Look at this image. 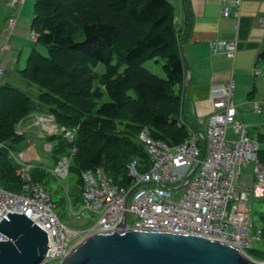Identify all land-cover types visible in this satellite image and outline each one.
<instances>
[{
  "label": "built area",
  "instance_id": "built-area-1",
  "mask_svg": "<svg viewBox=\"0 0 264 264\" xmlns=\"http://www.w3.org/2000/svg\"><path fill=\"white\" fill-rule=\"evenodd\" d=\"M25 1L11 0L9 5L20 7ZM241 2L233 0L223 9V16L229 17L233 7L239 14ZM17 20L14 16L8 17L10 32L14 31ZM260 24L264 28V16ZM237 27L236 24L235 31ZM176 32L179 36V25ZM33 37L35 39V32ZM6 40H10V34ZM4 48H10V44L7 42ZM236 48V32L230 38H218L211 43L213 52L228 56H233ZM255 73L260 74L261 69H255ZM2 74L0 69V76ZM234 92L233 78L213 86L212 109L201 120L203 130L191 125L182 114L179 122L186 126L189 135L177 144L154 138L148 129L141 131L139 140L148 160L141 162L133 158L128 161L129 185L116 181L103 167L85 169L81 174V209L71 211L81 220L85 218V210L94 217V220L87 217L89 224L83 230L71 228L61 220L51 192L42 184L34 183L29 173L34 163L27 148L37 140L28 136V132L36 128L37 136L42 139L57 134L55 116L37 113L34 119H20L14 132L17 136H27V146L14 152L9 143L0 142V149L7 150L15 160L23 190L13 192L0 183V220L8 212L23 213L46 231L48 249L42 264H60L84 237L116 229L125 214L127 228L202 235L234 245L244 254L249 253L248 249L264 237V225H254L251 218L252 200L264 195V165L258 159V141L237 118ZM255 108L258 113L263 111L259 104ZM230 128L238 135L237 139L228 136ZM71 134V131L66 133ZM45 140V148L51 151L52 143ZM251 163L254 164L251 184L244 187L239 180L240 174L242 168ZM69 167V159L63 157L54 173L60 178L68 177ZM181 188L182 197L173 200V193ZM68 200L73 208L69 196ZM4 239L0 233V241Z\"/></svg>",
  "mask_w": 264,
  "mask_h": 264
},
{
  "label": "rangeland",
  "instance_id": "rangeland-1",
  "mask_svg": "<svg viewBox=\"0 0 264 264\" xmlns=\"http://www.w3.org/2000/svg\"><path fill=\"white\" fill-rule=\"evenodd\" d=\"M10 1L11 0H0V69L3 70V74L0 76V87H12L19 91H23L19 95L18 92H11L6 89L11 97L10 107L15 105V109L11 110L12 113H15L16 108L22 102L28 107L37 104L40 109L36 111H43L33 112L21 119H34L33 116L37 113H49L55 116L58 124V133L47 135V138H45L52 143L51 151L45 148V139L37 136L38 131L36 128L28 132V136H33L37 140L34 145L42 160L32 161L34 166L29 173L34 183L44 185L46 189L51 192L55 203V210L59 214L61 220L71 228L83 230L87 228L89 223L86 220L87 217L91 218V214L85 210V218L82 220L73 216L71 212L72 209L74 211H79L81 206L77 204L71 208L67 195L74 196V198H72L74 204L76 199L75 195H77L78 189L80 188V171L87 164L86 159L88 156L98 150H102L104 154L110 156L116 153H119V156L123 155L124 152H122L120 145L128 140L140 145L139 135L144 129H148L150 133L154 135L161 134L173 140L186 137L188 132H179L175 123L173 125L168 124L158 128L155 127L149 119H141V116L136 114V109L131 106V101L133 99L136 100L138 95L133 86L130 85L128 86L125 99L126 103L121 109V113L115 119L116 133L117 136L119 135V137H121L118 141L119 144L103 146L102 144L93 143L91 140L87 139L85 141L86 144L80 147L78 144V138L81 137L80 123L83 120L90 121V119H84L89 117L90 111L96 110L101 103L111 100L114 79L122 75L125 70L133 74L138 67L141 69V64L160 78L166 79V74L163 70V60L160 58H151L143 62H141V60L136 63L124 62L125 48L131 36L130 32H134L133 38L131 39L134 40L137 39L138 36H141V33L146 31L147 28L134 25L125 13L113 12L111 13V17L119 24L122 33L125 34L127 32L125 37L122 36L119 38L117 45L110 52L112 56L111 65H113V67L103 62L92 59L89 60L78 53L64 52L57 49L58 58L54 64L46 62L44 65V72H39L36 76L32 75L33 71L30 67L29 72L24 77L23 70L27 67L28 58L32 49L34 48L36 52H40L43 55L47 54L48 49L41 41H36L38 39L37 33H35V39L33 37L34 31L32 21L35 13L34 0H26L23 6H17L18 8L11 7L9 5ZM55 4V7H49L51 14L49 19L55 21L60 17H64V19H67L69 23L68 26L72 30L74 27L81 25L88 17L89 13L96 12L97 15H101L103 11H105V6L100 0H62V2L61 0H55ZM10 15L18 18L13 32H10L6 23ZM46 26L47 21L41 19L40 27L44 30ZM9 34L10 40L7 41L6 36ZM7 42L11 45L10 48H4ZM188 84L187 78L182 83L173 86L166 83L167 91L173 96L180 97V108L175 113L169 115H175L174 117L182 116V111H185V107L187 106H185L184 98ZM237 91L238 94H236L235 99H233L237 109V118L243 117L242 120L249 135L259 142L261 149H264V139H262V136L264 137V111L258 113L255 108L256 104L261 105V103H264V97L257 94L256 99H254L251 104L239 105L241 103L238 97L239 90ZM54 93L59 97V101L56 103H52V94ZM49 94L51 95V99L47 97ZM247 95H245L243 99L250 103L252 99ZM83 99H85V103L83 101L80 102ZM60 102L63 104L67 103L68 105L62 107V105H59ZM10 107L5 108L4 106L2 112L5 114L6 111L10 110ZM162 107L169 110L172 109L174 105L165 103ZM187 110L189 111L191 108L188 109L187 106L186 113ZM60 112L74 119H63ZM56 116L58 119L63 120H57ZM170 118L172 117L170 116ZM76 119H78V124L74 123ZM186 120L197 129L203 130L202 119ZM11 121L12 124L9 128L0 125V142L9 141V132H11L12 129L15 131L17 122L14 124L13 119ZM67 131H71L72 134L66 135ZM228 136L233 139L238 138V135L234 134L231 128L228 131ZM25 139L27 141V136ZM64 139L70 142V144L65 147L62 146ZM26 141H22V143L19 142L20 144L15 141L13 144L14 146L10 148L14 152H17L19 145L23 144L27 146ZM124 149L126 148L124 147ZM8 156L15 163V160L9 152ZM63 157H67L70 164L73 166L76 165L77 167L70 169L68 177L60 178L54 173V169ZM120 158L121 157H118V160H121ZM253 173V163L242 168L239 179L242 186L248 187L251 184ZM0 183L2 187H6L12 191L21 192V190H23V186L22 189H20L22 181L17 175V166L14 173H11L7 169V165L2 156H0ZM182 194L183 189L181 188L173 193L172 199L179 200ZM263 212L264 197L259 196L251 202V218L254 225L261 223L260 215ZM91 219L94 220V217ZM83 233L84 231L81 232V234ZM254 248L260 250L251 253ZM252 249H248L249 253L246 255L255 261L264 262V237L258 242H255Z\"/></svg>",
  "mask_w": 264,
  "mask_h": 264
},
{
  "label": "trees",
  "instance_id": "trees-1",
  "mask_svg": "<svg viewBox=\"0 0 264 264\" xmlns=\"http://www.w3.org/2000/svg\"><path fill=\"white\" fill-rule=\"evenodd\" d=\"M100 2L104 4L105 11H103L101 15H97L96 12L89 13L84 22L81 25L74 27L72 30L69 28V23L64 17H60L55 21L49 19V16L51 15L49 7L56 6L55 0H34L35 13L32 21L33 31L38 34V39L36 41H41L45 44L48 52L46 55H43L40 52H36L34 48L32 49L28 58L27 67L23 70L24 77L29 72L30 67L33 71L32 75L36 76L39 72H44V65L46 62L54 64L58 58L57 49L64 52L78 53L89 60L92 59L103 62L110 66L112 63L110 52L117 45L119 38L122 36L125 37V34H127V32L125 34L122 33L119 24L113 17H111V13H125L134 25L147 28V30L143 31L144 33L142 32L141 36H138V38L134 40H131L134 32H130L131 36L128 39L125 48L124 62L136 63L140 60L143 62L151 58H160L163 60V70L166 74V79L160 78L146 69L142 64L141 69L138 67L136 71L134 70L135 72L133 74L125 70L122 75L114 79L111 100L101 103L96 110L90 111L89 117L84 118L90 119V121L83 120L80 123L81 137L78 138V144L80 147L82 145L84 146L87 139L91 140L93 143L102 144L103 146L119 144L118 141L121 137H119V135L117 136L115 119L121 113V109L126 103L125 99L128 86L130 85L133 86L138 95L136 100L133 99L131 101V106L136 109V114L141 116V119H149L153 125L158 128L168 124L173 125L175 123L179 132H188L186 126L179 122L180 116L174 117L175 115H169L175 113L180 108V97L173 96L169 93L166 89V83L171 86L180 84L186 79L187 75L184 60L179 52V37L176 32V26L174 25L173 7L170 1L100 0ZM41 19L47 21V26L44 30L40 27ZM261 55L264 58V51L261 52ZM111 66L113 67V65ZM6 89L11 92H18L19 95L23 92L12 87H0L1 126L9 128L12 124V119L15 124L21 118L26 117L33 112H43L41 110L36 111L40 109L37 104L28 107L22 102L16 108L15 113H12L11 110L15 109V105L10 107L9 104L11 103V97ZM50 96V94L47 95L49 99H51ZM52 97V103L59 101L57 94H52ZM82 101L85 103V99L80 102ZM165 103H171L174 107L166 110L162 107ZM59 105L64 107L68 104L60 102ZM4 106L5 108L10 107V110L6 111L5 114L2 112ZM61 115L63 119H74L68 117L63 112ZM170 116L172 118H170ZM63 119H58L57 117V120L59 121ZM74 123L78 124V119H76ZM9 133V141L7 142L10 147L14 146L13 144L15 141L18 143L26 141V136L15 135L14 129ZM151 135L156 139H163L167 143L174 145L188 137L189 133L186 134V137L179 140L169 139L161 134L154 135L151 133ZM262 139H264L263 136ZM68 144H70V142L64 139L62 146L65 147ZM139 144L140 145H137L129 140L124 142L120 145L124 154L120 156L118 155L119 153L111 156L106 155L102 150H98L88 156L86 159L87 164L80 171V188L78 189L77 195H75L76 199L74 204V200L72 199L74 196L67 195V198L69 196L72 200V205H80L82 185L81 174L87 168L103 167L116 181L124 185H129L131 180L127 176L126 169L128 161L133 158H137L141 162H146L148 160V154L144 145L140 141ZM25 146L26 145L21 144L17 149H22ZM124 147L126 149H124ZM0 156L3 157L7 169L11 173H14L16 164L8 156V151L0 149ZM118 157H121V160H118ZM258 159L262 164L264 163V149L259 148ZM76 167V165L73 166L70 164L69 172L71 168ZM4 188L10 190L6 187ZM20 189H22V185ZM260 219L261 224L264 225V212L261 213ZM259 250L260 249L254 248L251 253Z\"/></svg>",
  "mask_w": 264,
  "mask_h": 264
},
{
  "label": "crops",
  "instance_id": "crops-1",
  "mask_svg": "<svg viewBox=\"0 0 264 264\" xmlns=\"http://www.w3.org/2000/svg\"><path fill=\"white\" fill-rule=\"evenodd\" d=\"M232 1L170 0L174 25L180 28L178 47L189 81L184 103L191 110L186 113V106L182 111L185 119L205 118L212 109L213 86L227 83L231 78L235 82L233 99L239 90V105L251 104L257 94L264 97V58L261 55L264 28L260 24V18L264 16V0H242L239 14L233 7L232 14L224 17L223 9ZM235 32L237 48L233 56L212 51L214 40L230 38ZM255 69H261V73L256 74ZM245 95L252 99L250 103L243 99ZM260 106L264 111V103ZM27 151L33 161H42L35 145L28 147Z\"/></svg>",
  "mask_w": 264,
  "mask_h": 264
},
{
  "label": "water",
  "instance_id": "water-1",
  "mask_svg": "<svg viewBox=\"0 0 264 264\" xmlns=\"http://www.w3.org/2000/svg\"><path fill=\"white\" fill-rule=\"evenodd\" d=\"M189 83V81H188ZM84 237L60 264H264L219 239L197 234L126 227ZM0 264H42L46 231L23 213L0 220Z\"/></svg>",
  "mask_w": 264,
  "mask_h": 264
}]
</instances>
